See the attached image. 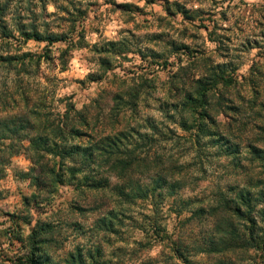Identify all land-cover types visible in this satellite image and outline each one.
<instances>
[{
  "label": "rangeland",
  "instance_id": "rangeland-1",
  "mask_svg": "<svg viewBox=\"0 0 264 264\" xmlns=\"http://www.w3.org/2000/svg\"><path fill=\"white\" fill-rule=\"evenodd\" d=\"M16 11L26 17L24 24L36 18L41 30L69 37L48 51L46 43L20 38L2 50L19 62L0 69V91L23 89L28 105L40 103L51 119L57 120L71 104L107 132L125 130L136 139L137 134L155 135L150 124L155 125L150 155L188 163L189 144L175 139L188 134L170 106V88L181 81L188 85L218 66L239 83L235 89L219 88L226 101L238 106L249 95L248 82L263 89V108L248 111L245 121L247 130L253 124L264 127V0H13L6 18ZM135 91V110L126 106L118 114L112 111L116 95ZM15 105L18 111L25 107L14 96L1 106V116L9 108L14 114ZM202 161L206 170L195 172L200 179L196 185L165 197L158 210L153 212L148 203L125 206L122 212L116 206L123 222L107 233L97 220L116 200L102 195L93 204L97 209L89 210L66 182L54 188L36 185L37 169L24 154L8 158L0 165V264H15L28 251L31 229L44 223L50 225L44 236L49 241L41 245V253L53 264H65L78 252L85 264H91L89 255L98 264H264V224L256 215L252 249L218 246L215 219L207 207L233 183L231 173L240 172H230L227 161L215 157ZM180 199L191 204L179 211L175 200ZM200 210L205 212L198 214ZM156 218L159 236L153 233ZM235 225L247 240L250 226Z\"/></svg>",
  "mask_w": 264,
  "mask_h": 264
},
{
  "label": "trees",
  "instance_id": "trees-1",
  "mask_svg": "<svg viewBox=\"0 0 264 264\" xmlns=\"http://www.w3.org/2000/svg\"><path fill=\"white\" fill-rule=\"evenodd\" d=\"M12 1L0 0V69H12L11 66L19 62V57L10 55L8 50L2 51L9 49L12 41L20 38L22 42L46 43L48 51L53 44L66 42L69 38L64 33L41 30L35 23L36 18L24 24L26 17L20 14L21 11H16L8 20ZM27 13L32 14V10L27 9ZM44 57L48 58L47 55ZM221 69L213 67L208 75L194 77L188 85L181 81L180 85L170 88L169 94L174 99L170 106L178 115L179 126L188 134V137L176 136L175 139L184 138L189 144L191 159L188 163L170 155L155 152L150 155L147 150L157 135L155 125L150 124L155 135L137 134L135 139L129 131L110 129L107 132L98 126V121L91 125L92 118L89 122L86 115L74 111L71 104L66 105L65 113L55 120L43 113L40 103L30 107L23 89L20 92L6 89L0 91V165H5L12 156L24 154L32 163L34 172L37 169L36 185L46 183L44 186L54 188L66 182L84 202H88L89 210H96L93 204H97L98 197L107 194L109 199L117 202L113 201L115 207L100 212L102 217L97 224L109 233L114 231V224L123 222L118 213L122 212L120 208L148 203L153 212L158 210L165 197L176 195L184 187L195 186L200 180L194 177L195 172L206 170L203 158L215 157L221 163L227 161L230 172H240L231 173L236 177L233 183L226 185V191H221L207 207L215 219L218 246L226 250L252 249L251 244L257 238L254 230L258 225L253 216L264 224V127L253 124L251 130H247L245 114L263 108V102L259 101L263 89L259 90L257 83L248 82L249 95L240 98L238 106L234 105L218 90L235 89L239 83ZM14 96L22 99L25 107L18 111L15 105L14 114H10L12 109L9 108V114L5 112L1 116L4 112L1 106L6 107L8 99L14 100ZM138 99L136 91L116 95L112 111L118 114L126 106L135 110ZM69 111L73 114L69 115ZM228 111L235 114L230 115ZM175 202L179 211L191 204L190 200L183 199ZM116 206L120 210L117 211ZM76 208L85 210L79 205ZM157 221L156 218L153 233L159 236L161 230ZM234 223L245 230L250 226L247 240ZM48 229L50 225L46 223L31 229L27 238L28 251L17 258L15 264H53L40 248L49 241L44 237ZM88 260L91 264H98L92 255ZM65 264H85V260L78 252L70 255Z\"/></svg>",
  "mask_w": 264,
  "mask_h": 264
}]
</instances>
